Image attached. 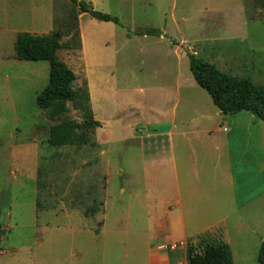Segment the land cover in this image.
I'll list each match as a JSON object with an SVG mask.
<instances>
[{
	"label": "rangeland",
	"instance_id": "rangeland-1",
	"mask_svg": "<svg viewBox=\"0 0 264 264\" xmlns=\"http://www.w3.org/2000/svg\"><path fill=\"white\" fill-rule=\"evenodd\" d=\"M87 1L119 24L97 21L70 0H0L2 55L15 58L19 32H59L64 47L56 55L89 98L83 109L66 103L67 112L51 120L37 105L49 82L48 62L20 63L18 81L16 67L0 75V264H148L162 252L170 264H185L189 245L200 252L202 240H222L221 232L233 264H258L264 121L242 112L199 121L197 128L212 131L207 139L158 134L170 129L162 116L173 111L179 123L192 109L217 110L193 80L189 54L214 69L216 83L264 85V0ZM177 73L174 108L169 102L176 98H159L157 88L175 93ZM84 78L95 81L91 92ZM87 108L99 128H76ZM57 125L62 146H50L46 137ZM232 125L237 131L229 137L223 129ZM211 141L227 146L202 149L201 142ZM17 143L22 157L12 148ZM166 153L176 162L179 194L171 166L152 163ZM175 219L191 239L170 251L173 242L157 238L156 229Z\"/></svg>",
	"mask_w": 264,
	"mask_h": 264
},
{
	"label": "trees",
	"instance_id": "trees-1",
	"mask_svg": "<svg viewBox=\"0 0 264 264\" xmlns=\"http://www.w3.org/2000/svg\"><path fill=\"white\" fill-rule=\"evenodd\" d=\"M78 6V11L89 14L100 22H111L116 25L119 21L116 17L98 12L93 9L87 0H70ZM145 35H159L155 30H147ZM61 34L54 32L50 35L36 36L26 32L16 35L14 42L15 59L28 62H48L49 82L46 88L37 96V105L48 113L51 120L60 118L67 112L66 103L77 104L83 109L89 101L88 94L74 88L77 80L74 72L56 55L64 46L60 43ZM189 69L195 83L206 91L213 105L224 115H235L241 112H249L259 120L264 121V85H235L219 82L214 69L205 62L188 55ZM211 71L215 76L211 75ZM85 121L76 126L77 129H96L100 123L92 118L90 110L85 109ZM49 129L47 143L50 146H62L57 142L55 132L57 127ZM62 140V136H61ZM201 251L189 245L186 252V264H233L231 250L228 244L222 240H202ZM257 263L264 264V240L261 242Z\"/></svg>",
	"mask_w": 264,
	"mask_h": 264
},
{
	"label": "crops",
	"instance_id": "crops-1",
	"mask_svg": "<svg viewBox=\"0 0 264 264\" xmlns=\"http://www.w3.org/2000/svg\"><path fill=\"white\" fill-rule=\"evenodd\" d=\"M19 33H21V32H19ZM60 50H58V51H60ZM22 62L23 63H26V62L28 63V61H18V60H16L13 57V55L11 57L10 56L5 57L4 55H2V49H1V46H0V75H2L3 70H4L5 67H8V66L9 67H16L17 68V75L12 77V79L18 81L20 79V77H19L20 75L18 74V70H20V63H22ZM82 69H83L84 72L85 71L86 72L87 71L91 72L90 66L84 65V67ZM45 72H46V66H45ZM171 73H172V75H171L172 76L171 83L174 84L173 83L174 82L173 72H171ZM93 74H94V71H93ZM6 78L10 79L9 76H7ZM175 79H176L175 80L176 81L175 82V84H176L175 86L177 88V91L175 93L174 92H169L168 88H165V85H163V86H159V88H157V91H158L157 95H158L159 98H167V100H169V98H176V101L171 100V102H169V103H172L174 108H177V106L179 105V102H180V93H179V90H180V88H179L180 79H179V73L176 74V78ZM84 80L86 81L88 90L91 92V87L95 84V81L93 80L92 81L93 83H92L89 80V78L88 79L84 78ZM167 86H169V85L167 84ZM183 117L184 118L182 119V121L177 123L176 122L177 113L175 111H173L170 115L167 114L165 116H162L163 121H168L171 124V126H170V129H168L167 131H163V132L159 133L158 135L159 136H165L166 135L168 137H173L174 135H177L178 137H180L183 140H187L186 137L190 136V135H193L197 140H199V139L203 140L204 137H206V139H207V138H210L212 136V131L210 130V128L209 127H207V128L204 127L203 129H199V128L196 127L197 126L196 124L199 121H201V122L205 121L206 124H209V123H211L213 121L214 118H222L223 120H225L228 116L222 114L218 110H216V112L213 115H210L209 113H205V112H201V111L192 109L191 113H188V114H185V115L183 114ZM250 119H254V118H250ZM230 120H231V118H230ZM178 125H185V126H187L188 129L187 130H184V129L179 130ZM231 127H232L231 129H225V128L223 129L227 133L228 136L230 135L229 137L233 136L234 133L237 131V130L236 131L234 130V125H232ZM34 130H36V129H34ZM33 135L35 136V133ZM47 139H48V137H46V143H47ZM33 142L35 144L38 143L39 142L38 138L35 137L33 139ZM187 142H184V147L186 148V150L188 152L189 160H193V165H194V153H193L192 149L190 148V145L187 144ZM227 142H225L224 144H222L221 142L215 143L213 141L206 142V143L205 142H201V146H202V149H204V150L213 149L215 151H220L221 147L223 145L225 147L227 146ZM21 147L22 146L19 143L12 145V148L15 151V154L17 156H21L22 157V156H24V154H23L24 151L22 152ZM32 152L34 154L33 155L34 157L38 156L37 155L36 145H34V148H33ZM228 157L231 158V155L228 154ZM152 163L153 164H157V165H166L168 168L171 166V169H172L171 173H172V176H173L174 181L176 183L175 184V187H176L175 190L179 194L180 189H179V185L177 184L178 183V179H179L178 178V174H177V166L175 164L176 162H175V159H174L172 153H166L162 157H160L159 159H156L155 161H152ZM194 171L195 170H193V173H194ZM223 175H225V176L228 175L226 169L222 171V176ZM228 180L231 181L230 178H228ZM178 206L180 207V203L179 202H178ZM211 231L212 232H221L220 229L218 230L216 228H215V230H211ZM223 233H225V232H223ZM220 234H219V236L221 238H223L222 241L230 246L228 239H226V237H222L224 234H221V235ZM197 235H198L197 233L194 234L195 237ZM156 236L159 239L163 238L164 242H166V243H168V242H179V241L185 243L187 240L191 239L188 236V231H187L186 226H185V224H184L182 219H178V220L175 219L174 222L169 223V225H167L166 227H164L163 225L159 226L156 229ZM263 240H264V238L261 237V238L258 239L257 243H255L256 246H257V249H259V246H260V244H261V242ZM230 249H231V246H230ZM231 255H232V260H233L232 251H231ZM153 263L154 264H170L171 261L168 259L167 253L162 252V253H157V254H151L148 264H153ZM185 264H186V260H185Z\"/></svg>",
	"mask_w": 264,
	"mask_h": 264
},
{
	"label": "built area",
	"instance_id": "built-area-1",
	"mask_svg": "<svg viewBox=\"0 0 264 264\" xmlns=\"http://www.w3.org/2000/svg\"><path fill=\"white\" fill-rule=\"evenodd\" d=\"M184 242H181V241H179V242H173V243H171L170 245H169V249H170V251H176L177 249H179V248H182L183 246H184Z\"/></svg>",
	"mask_w": 264,
	"mask_h": 264
}]
</instances>
